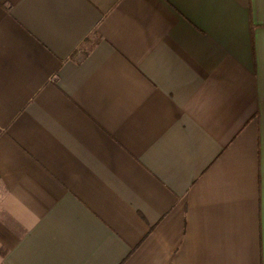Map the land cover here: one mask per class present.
I'll list each match as a JSON object with an SVG mask.
<instances>
[{
    "label": "crops",
    "instance_id": "obj_1",
    "mask_svg": "<svg viewBox=\"0 0 264 264\" xmlns=\"http://www.w3.org/2000/svg\"><path fill=\"white\" fill-rule=\"evenodd\" d=\"M0 264H264V0H0Z\"/></svg>",
    "mask_w": 264,
    "mask_h": 264
}]
</instances>
